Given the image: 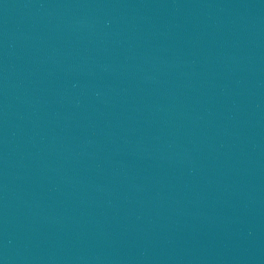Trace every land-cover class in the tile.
Wrapping results in <instances>:
<instances>
[{"label": "water", "instance_id": "1", "mask_svg": "<svg viewBox=\"0 0 264 264\" xmlns=\"http://www.w3.org/2000/svg\"><path fill=\"white\" fill-rule=\"evenodd\" d=\"M0 264H264V0H0Z\"/></svg>", "mask_w": 264, "mask_h": 264}]
</instances>
